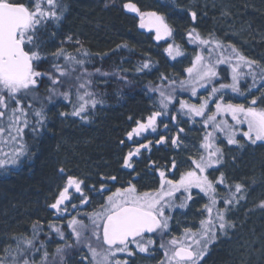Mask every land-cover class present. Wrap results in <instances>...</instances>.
<instances>
[{
  "label": "trees",
  "instance_id": "trees-1",
  "mask_svg": "<svg viewBox=\"0 0 264 264\" xmlns=\"http://www.w3.org/2000/svg\"><path fill=\"white\" fill-rule=\"evenodd\" d=\"M20 2L30 4V0ZM129 2L139 7L138 16L125 11L124 4ZM63 3L66 10L61 20L45 22L40 26L36 39L41 59L35 62L39 64V71L57 77L60 83L53 84L49 75L37 78V85L25 101L35 109H43L47 117L45 125L39 129V135L33 133V139L25 140L31 147L23 162L10 173L0 175V257L5 255L6 245L15 247L13 237L31 236L33 223L39 221L43 226L40 239L45 242L49 253L48 264H61V255L62 264H81L83 257H89V249L85 244L76 242L67 227L68 221L73 216L83 220L89 226L86 234H91L89 215L106 202L107 192H101V185L106 189L131 183L140 192H155L160 188L161 171L168 179H179L185 169L181 160L184 154L194 151L193 143L197 142V148L202 151L200 145L205 134L203 118L186 115L187 109L181 110L180 101L199 106L203 101L199 97L206 93V89L197 87V95L192 96L191 86L182 89L179 82L188 79L186 69L191 67L195 58L191 51L197 46L189 42L188 33L195 29L203 38L211 35L215 26L209 17L201 12L193 20L187 4L178 5L177 0H63ZM227 4L230 5L228 10L242 21L240 26H251L254 32L257 31L258 37L251 41L258 52L264 53V0H229ZM151 12L164 18L171 35L157 39L155 29L140 27L141 14L146 17ZM167 42H180L184 55L172 60L166 52ZM61 49L86 60L83 67L92 73L90 77H84L91 81L86 90L93 94L92 98L103 101L95 108L89 106L87 120L70 115L76 102V86L83 82L76 81L75 77L82 69L77 66L75 72L61 77L53 67L54 64H65L63 57L53 55ZM83 52L89 55L84 57ZM145 63L147 68H143ZM97 68L107 75L95 72ZM247 79L252 81L251 77ZM70 86L72 94L70 99L65 100L60 93ZM212 86L209 84L207 89ZM215 86L218 87V83ZM161 90L166 95L171 93L172 100L164 110L166 114L157 117L155 131L148 128L129 139L128 133L138 127V122L146 124L153 112L161 111ZM80 91L83 93L85 89ZM225 98L223 102H231ZM60 113L69 115L61 116ZM31 121L34 123L35 118L32 117ZM174 130L181 135L176 145L172 139L179 136ZM191 135H194V140H191ZM257 144L259 150H264V142ZM142 145H147V148ZM138 148L140 159L130 161L131 168L126 167L124 160L128 153H135ZM254 152L256 155H247L242 160L240 157L234 171L242 173V178L261 181L264 177V153ZM173 162L175 169L172 168ZM60 169L64 172L61 173ZM68 176L83 181V193L89 202L81 204L80 194L73 189L72 203L77 208L69 205L68 211L59 215L49 205L54 203ZM113 176L116 177L114 181L111 179ZM49 223L62 229L64 240L49 229ZM153 237L154 249L163 255L164 251L159 246L161 236L157 232ZM171 238L168 232L163 242L167 245ZM91 243L94 247L103 246L102 240L95 238ZM58 245L71 246L65 247L62 254H57ZM230 250L229 246L215 249L205 263L230 264ZM37 255L41 258L42 253ZM40 258L36 260L37 264Z\"/></svg>",
  "mask_w": 264,
  "mask_h": 264
},
{
  "label": "snow or ice",
  "instance_id": "snow-or-ice-1",
  "mask_svg": "<svg viewBox=\"0 0 264 264\" xmlns=\"http://www.w3.org/2000/svg\"><path fill=\"white\" fill-rule=\"evenodd\" d=\"M124 8L131 12H139L136 5L131 2L125 3ZM65 10L63 0H30L29 5L20 0H0V142H3V137L6 135L12 149L10 153H4L3 158H0V168H5L9 164H19L23 157L29 155V146L23 140L25 128L39 135V129L45 125L47 117L43 109L38 110L25 103L37 85V78L49 75L47 72L39 71V64L35 63L41 59L36 37L40 26L45 22H59ZM144 15L141 14L142 28L145 27ZM146 15L150 18L151 26L155 28L157 39L171 35V29L162 16L155 12ZM196 16V12L191 13L193 20ZM188 36L190 43H196L201 47V54H197L191 67L186 69L188 79L181 80L179 87L183 89L190 85L192 96H196L197 87L207 89L209 84L214 85L199 106L180 101L181 110L187 109L186 115L203 118L202 127L205 129V134L200 145L201 154L198 159H191V169L181 173L178 180L166 178L165 172L161 171L160 188L154 193H139L136 186L131 183L127 187L117 188L106 197V202L100 205L98 211L89 215L90 235L86 234L89 226L73 216L68 221L67 227L77 243H83L88 247L91 264H128L126 259H118L117 254L126 253L129 257L133 256L135 252L130 248L133 244L139 252H149L155 241L146 238V234L157 232L162 239L159 246L165 249V260L161 264H199L206 255L209 245L216 241L218 235L226 236L236 227L235 222L230 219V214L237 210L241 201L246 200V186L242 183L229 184L222 172L219 177L210 179L209 170H218L216 166L222 163L223 150L218 144L223 143L224 139L228 145H240L238 135L252 145L264 142V107H259L255 98L247 106L223 102L228 90L241 96L245 95L241 81L247 77H251L252 80L247 86L249 93L256 88L258 80L261 87H264V67H261L257 61L244 57L235 46L225 45L220 40L203 38L195 29H192ZM68 39L71 40V37ZM166 51L173 58L181 54L179 49L174 50L172 45H169ZM53 55L63 57L65 60L63 66L53 65L61 77L75 72L77 66L82 69L80 75L75 77L76 81L83 82L76 86V102L73 103L70 115L87 120L89 106L95 108L97 103L103 101L92 98L93 94L86 90L87 84L91 81L84 77L92 75L83 67L86 60L65 53L62 49ZM82 55L87 57L89 54L83 52ZM224 64L231 68L230 83L223 82L217 71L218 65ZM147 67L148 64L145 63L143 68ZM95 72L107 75L99 68L95 69ZM49 79L53 84L60 83L57 77L49 75ZM216 83L218 87L215 86ZM81 89L85 91L81 93ZM71 94V86L60 93L65 100L70 99ZM160 97L161 111L153 112L146 124L138 122V127L128 133L129 139L133 134L139 135L148 128L155 131L157 117L166 114L164 110L172 100L171 93L166 95L162 90ZM212 104L215 106V111L210 109ZM60 115L69 114L60 113ZM32 117L35 118L34 123L31 121ZM226 117H230L231 123ZM242 126H246V130ZM180 131L182 132L183 129ZM218 134H222L223 139ZM172 143L176 145L178 138H173ZM142 147L147 148V145ZM138 153L139 148L136 149V153L129 152L124 165L131 168L130 161ZM172 168H176L175 162ZM60 172L63 173L64 169H60ZM111 179L114 181L116 177L113 176ZM82 184V180L68 176L65 185L58 191L54 203L49 207L59 215L66 213L69 205L76 209L77 205L72 203L73 189L75 193L80 194L81 204L88 203L89 198L84 195ZM194 188L207 197V203L203 207V213L207 215L200 220L198 228L195 230L185 228L181 238L172 237L166 245L163 237L169 232L171 219V216L165 214L166 210L188 207V201L193 198ZM221 188L224 190L223 195L219 191ZM107 190L101 185L102 193ZM177 193L183 198L177 197ZM177 199H180L179 203H176ZM258 207L264 210V201H261ZM48 227L55 231L61 240L65 239V233L61 228L52 223H49ZM42 233L43 226L36 221L32 225L31 236L13 237L15 247L11 244L4 247L5 255L0 257V264H37L34 259L36 253H42L39 264H48L49 253L45 242L40 239ZM93 238L97 241L102 240L103 246L99 249L94 247L91 243ZM70 246L58 245L56 253L62 254L64 248ZM62 260L61 255V264Z\"/></svg>",
  "mask_w": 264,
  "mask_h": 264
},
{
  "label": "rangeland",
  "instance_id": "rangeland-1",
  "mask_svg": "<svg viewBox=\"0 0 264 264\" xmlns=\"http://www.w3.org/2000/svg\"><path fill=\"white\" fill-rule=\"evenodd\" d=\"M228 1L229 0H177V3L178 5L184 3L187 4L188 10L191 13L196 12L197 16L202 12V14L209 17L211 24L214 23L215 30L211 32V35L209 34V36H206V38L208 37L220 40L225 45H233L244 57L257 61L261 67H264V53L258 52V49L255 48L251 41L252 39L254 40L258 37L257 31L254 32L251 26H240L242 21L239 19V17L233 15L228 10V8L230 9V5L227 4ZM144 20H146L145 28L155 29L151 26L149 17H144ZM199 34L201 37H203L201 33ZM261 41H263V39H261ZM191 44H195L197 46L196 43ZM169 45H172L174 50L178 48L179 52L181 53L180 55H176L175 58H173V56H169L172 60H177L184 55V50L180 42H167L166 49H168ZM191 52L194 53L195 57L197 54H201V47L197 46L196 49L192 50ZM204 55H206V53H204ZM217 71L219 76L223 77L224 81L230 83L231 68L228 65H218ZM244 71L246 70L244 69ZM251 83L252 81L248 80L247 78L242 80L241 88L243 91H245V95L241 96L235 93H229L230 90H228L227 94L225 95V100H231L230 103L233 104H245L247 106L249 104L248 101H251L253 98H255L258 102L257 105L259 107H264V87H261L260 83L257 82L256 88H253L249 93L247 91V86ZM210 89L211 87L206 89V93L201 95L199 99H206ZM233 99H236V102H233ZM154 107L157 108L156 105ZM213 107H215L214 104L210 105L211 111ZM226 118L229 120V123H231L230 117ZM242 127H244L246 130V126ZM202 130L204 131L203 128ZM174 133L178 134V140H180L181 135L179 134V131L174 130ZM32 135L33 132H31L29 128H25L23 140L25 141L29 139ZM218 135H220L221 139H223L222 134ZM31 138L33 139L34 136ZM192 139H195L194 135H191V140ZM237 139L240 140V145H228L226 139L223 140V143L218 144V146L223 150L222 163L216 166L218 170H209V178H211L213 175L218 177L222 172L227 178L229 184L239 182L244 184L246 186V200L241 201V204L237 210L230 214V219L235 222L236 227L230 230L226 236L218 235L216 241L209 245L206 255L199 261V264H206L205 260L208 258V256L210 257L211 253L210 248L215 244L216 246L214 249H220V247H230L232 257L230 264H264V210H261L258 207L259 203L264 201V186L262 185V180L264 177L261 181H251L244 177L242 178V173L238 174V170L234 171V165L236 161L240 160V157L242 160V158H246L247 155H256L254 152L256 150L261 151L262 153H264V150H259L257 148L258 144L252 145L247 143L239 135L237 136ZM193 145L194 151L192 153L184 154V158L181 160V164L183 168H185L182 173L191 169V158L198 159L201 154V150L197 148V142L193 143L191 146ZM28 146L31 147L30 145ZM11 150V144L7 142V136L5 135L3 137V142L0 143V158H3L4 153H10ZM188 150L191 151L192 149L189 147ZM258 153L260 154V152ZM22 162L23 158L19 164H9L5 168H0V175L10 173L12 169L17 168ZM256 169H259V167ZM233 175L236 176L233 177ZM237 175L241 176V178H238ZM219 191L221 195L224 194V190L222 188L219 189ZM184 195L186 196L187 193ZM177 197H180V199L183 198L181 197L180 193ZM192 197V200L188 201V207L183 209L174 208L167 212L166 215L171 216L169 221V233L171 237L181 238L185 228H192L195 230L199 227L200 220L206 217L207 214L205 215L203 213V207L207 203V197L195 188L192 189ZM204 197L206 199H204ZM180 199H177L176 203H179ZM148 238H152L154 240L153 236ZM154 245L155 243L150 247L149 252L147 253H141L136 250L134 244L130 245V248L135 252V254L129 257L126 253H118L117 258L121 260L126 259L128 264H161V262L165 260V256L164 254L159 255L156 249H154ZM96 247L99 249L102 246ZM163 251L165 252V249H163ZM83 259V262L80 261L81 264H91V255L85 258L83 257Z\"/></svg>",
  "mask_w": 264,
  "mask_h": 264
},
{
  "label": "flooded vegetation",
  "instance_id": "flooded-vegetation-1",
  "mask_svg": "<svg viewBox=\"0 0 264 264\" xmlns=\"http://www.w3.org/2000/svg\"><path fill=\"white\" fill-rule=\"evenodd\" d=\"M27 133H28V131H27ZM135 153H136V151H135ZM139 155H140V152H139L138 154L134 155V156L132 157L131 161L140 159ZM218 177H219V176H218ZM214 178H216V177L213 175L210 179H214ZM239 181H240V180H239ZM239 183H240V182H239ZM127 186H128V185H124V186H115V187H113V186H111V187H107L106 189H108V191H106V192H107L106 197H107L108 195H110L112 192H115V190H116L117 188H120V187H127ZM139 193H144V192H140V191H139ZM153 193H154V192H153ZM106 197H105L104 200H106ZM168 211H169V210H166V213H165V214H167ZM215 246H216V244L213 245V247L210 248V252H211L210 255L214 254V251H215L214 247H215ZM36 254H37V253H36ZM39 258H40L39 255L34 256V259H35V260H38Z\"/></svg>",
  "mask_w": 264,
  "mask_h": 264
},
{
  "label": "water",
  "instance_id": "water-1",
  "mask_svg": "<svg viewBox=\"0 0 264 264\" xmlns=\"http://www.w3.org/2000/svg\"><path fill=\"white\" fill-rule=\"evenodd\" d=\"M131 3H133V2H131ZM135 4V3H134ZM136 5V4H135ZM136 7L139 9V7L136 5ZM125 11L128 13V14H130V15H132V16H138L139 14H140V9H139V12H131V11H129L128 9H126L125 8ZM146 17H148L147 15H146ZM144 22V24H146V20H144L143 21ZM154 233H150V234H146V236H150V235H153Z\"/></svg>",
  "mask_w": 264,
  "mask_h": 264
}]
</instances>
